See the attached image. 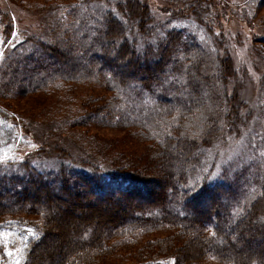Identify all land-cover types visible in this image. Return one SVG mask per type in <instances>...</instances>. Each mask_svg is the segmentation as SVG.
<instances>
[{"label": "trees", "instance_id": "obj_1", "mask_svg": "<svg viewBox=\"0 0 264 264\" xmlns=\"http://www.w3.org/2000/svg\"><path fill=\"white\" fill-rule=\"evenodd\" d=\"M35 1L6 0L44 11L43 35L14 31L10 13L0 17V37L8 41L0 47V101L53 88L102 92L89 91L76 116L53 127L78 134L89 157H0V223L38 220L39 227L28 224L37 234L24 264H264V142L260 151L252 142L241 165L216 158L226 131L242 120L231 119L239 102L229 98L236 68L214 3L192 10L166 1L123 0L112 8L107 0H69L61 15L63 2ZM17 83L24 86L15 89ZM126 141L141 150L130 143L122 149ZM39 191L45 202H31ZM5 257L1 249L0 264Z\"/></svg>", "mask_w": 264, "mask_h": 264}, {"label": "rangeland", "instance_id": "obj_2", "mask_svg": "<svg viewBox=\"0 0 264 264\" xmlns=\"http://www.w3.org/2000/svg\"><path fill=\"white\" fill-rule=\"evenodd\" d=\"M35 1V0H31ZM42 2L43 0H36ZM35 1V2H36ZM55 2H63L56 13L61 15L68 14L70 4L69 0H53ZM107 5L114 8L116 3L123 0H107ZM140 2H150L152 6H162L165 1L169 6L192 7L196 9L197 4L205 0H139ZM214 3L212 12L217 10L220 15V36L223 40L224 47L228 50L229 55L233 58L236 68V76L230 85L229 98H238L239 102L236 105L235 115L231 117L237 123L242 124L233 131H226V137H222L217 148L216 158L223 160L224 163L232 166L241 165L251 158L253 151L252 142L259 146L264 142V90H262L261 81L264 76V6L257 9V0H210ZM15 3V2H14ZM94 3L97 2L94 0ZM191 3V4H190ZM96 6V5H95ZM94 11L97 7L91 6ZM36 8L24 5V7L15 6L11 3L3 1L0 7V17L4 18L10 13L16 30H23L31 35H43L45 31V15L44 11L38 14ZM85 13L86 16L91 14ZM44 18V19H43ZM51 19H58L55 14ZM59 22V21H58ZM50 25V24H49ZM50 28V26L48 27ZM216 28V33L220 34ZM79 37L83 35V30L78 32ZM259 38V39H258ZM258 45L261 49L258 50ZM77 61L76 58L68 57V62ZM139 73V72H137ZM20 84L17 83L15 89ZM24 86L21 84V87ZM89 91H93L94 95L102 91L95 86L78 87L75 90H66L53 88L37 95H32L27 98L18 96L11 99L7 94L0 101V157L14 158L18 161L29 159H37L43 157L46 160H55L58 155L64 152V156L71 155L80 158L89 157V152L79 142V135H72L70 138L66 132L60 133L54 130V126L60 124V120L72 119L76 116L77 108L81 103V98H84ZM72 112V117L67 113ZM16 124L18 127L27 124L32 125L30 132L25 133L24 130H15ZM14 128V130H13ZM84 132V129H78ZM92 132H97V128L91 129ZM106 137L112 135L115 139H124V134L116 133L110 130H103ZM16 132V133H15ZM16 136V141H15ZM129 140V137L127 138ZM128 141L123 145L120 142L121 148L129 146ZM134 148L141 150V146ZM124 146V147H123ZM11 153V154H10ZM55 159V160H54ZM241 166L231 168V173L235 174ZM45 190V189H44ZM1 194V192H0ZM11 194V193H7ZM12 196V194L10 195ZM3 194L1 198H7ZM69 198V197H67ZM31 202L41 200L45 202V196L42 191L37 192L29 197ZM139 200V199H137ZM44 205V204H43ZM45 206V205H44ZM56 207V206H55ZM51 208L54 209L53 205ZM69 208L61 206V210ZM33 223H17L13 221H2L0 223V250L5 252V264H24L27 254V244L31 237L37 234L35 227L28 226L33 224L38 226L35 221L36 217H26ZM17 219V218H15ZM39 227V226H38ZM57 232V231H56ZM50 240H56V236H51ZM264 241V237L263 240ZM257 243V242H255ZM258 244V243H257ZM256 246V245H254ZM125 253V252H120ZM126 254V253H125ZM166 261V260H163ZM169 262V263H167ZM162 262L160 264H174V261ZM131 259L124 260L110 259L109 264H132ZM199 264H223L215 258H207Z\"/></svg>", "mask_w": 264, "mask_h": 264}, {"label": "snow or ice", "instance_id": "obj_3", "mask_svg": "<svg viewBox=\"0 0 264 264\" xmlns=\"http://www.w3.org/2000/svg\"><path fill=\"white\" fill-rule=\"evenodd\" d=\"M7 42H8L7 39H5V38H3V37H0V47H3V45H4L5 43H7ZM3 55H4V53H3V52H0V58H2Z\"/></svg>", "mask_w": 264, "mask_h": 264}]
</instances>
